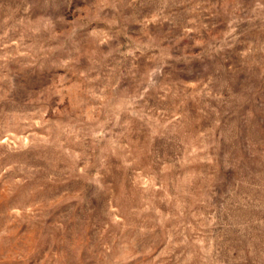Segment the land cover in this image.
Wrapping results in <instances>:
<instances>
[{"label": "rangeland", "instance_id": "rangeland-1", "mask_svg": "<svg viewBox=\"0 0 264 264\" xmlns=\"http://www.w3.org/2000/svg\"><path fill=\"white\" fill-rule=\"evenodd\" d=\"M0 264H264V0H0Z\"/></svg>", "mask_w": 264, "mask_h": 264}]
</instances>
